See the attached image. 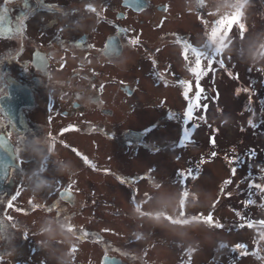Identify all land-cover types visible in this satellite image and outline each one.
Returning a JSON list of instances; mask_svg holds the SVG:
<instances>
[{
    "label": "flooded vegetation",
    "instance_id": "1",
    "mask_svg": "<svg viewBox=\"0 0 264 264\" xmlns=\"http://www.w3.org/2000/svg\"><path fill=\"white\" fill-rule=\"evenodd\" d=\"M217 1L28 0L31 7L25 9L24 0L7 5L0 0V131L16 153L0 196V264H84L67 253L72 243L97 249L100 264L105 257L113 258V264L148 263L147 254L130 261L116 237L92 224L97 213L92 203L98 198L91 180L102 185V199L104 187L110 194L112 185L135 195L134 182L157 189L155 169L151 176L144 173L149 166L130 168L125 157L112 154L114 161L99 154L97 162L94 142L103 146L106 138L116 136L124 155L126 140L138 136L124 134L123 118L144 90L149 92L145 106L154 109L166 103L155 88L177 85L184 97L199 96L206 76L192 73L184 79L168 68L170 63L159 72L156 66L166 58L177 61L184 51L208 48L211 28L222 26L212 25L209 17ZM41 180L48 183L37 189ZM49 224L64 241L50 237Z\"/></svg>",
    "mask_w": 264,
    "mask_h": 264
},
{
    "label": "rangeland",
    "instance_id": "2",
    "mask_svg": "<svg viewBox=\"0 0 264 264\" xmlns=\"http://www.w3.org/2000/svg\"><path fill=\"white\" fill-rule=\"evenodd\" d=\"M217 2L210 5L212 25L226 13L233 23L226 24L208 56H202L210 74L199 96H191L198 101L197 112L192 107L191 116L186 115L190 102L176 84L174 89H153L166 102L155 109L145 106L149 92L144 90L137 106H131L123 118L124 134L138 136L126 140L129 147L124 155L113 140L116 136L105 139L104 149L94 142L97 162L99 154L111 156L110 161L118 155L126 158L130 168L149 166L144 173L155 169L157 189L134 182L135 195L112 185L110 194L114 190L115 195L104 187L102 199L98 193L102 185L91 180L98 198L92 203L97 206L92 224L116 237L118 248L128 252L125 257H131L130 261L147 254V264H264V59L252 58L253 53L264 57V0ZM215 5L221 13H216ZM181 56L177 61L165 57L167 61L156 66V72L163 63H170L168 68L184 79L192 77L186 64L195 65L197 57ZM154 124L157 127L148 128ZM184 126L188 127L182 130ZM135 141L140 143L133 147ZM180 173L187 176L184 182ZM50 237L57 243L65 240L53 227ZM66 250L84 264L99 260L97 249L87 245L72 243Z\"/></svg>",
    "mask_w": 264,
    "mask_h": 264
},
{
    "label": "snow or ice",
    "instance_id": "3",
    "mask_svg": "<svg viewBox=\"0 0 264 264\" xmlns=\"http://www.w3.org/2000/svg\"><path fill=\"white\" fill-rule=\"evenodd\" d=\"M9 2H10V0H4V4H5V5H7ZM36 3H37V4H40V3H42V0H36ZM22 7L25 8V9H28V8L31 7V5L28 3V0H24V3H23V5H22ZM87 8H88L90 11H93V12L96 11V9L93 8L90 4L87 5ZM4 11H7V9H4ZM34 11H35V9H33V12H34ZM2 18H3V17H0V19H2ZM21 23H22V24H25V27H26V21H25L24 19H21ZM221 23H223V24H225V25L227 24V25L230 26L233 22H232L231 20H227V21H223V20H221V21H216V25H219V24H221ZM215 30H216V26H214V28H213V32H215ZM241 33H243V29H241ZM136 43H138L137 40H132V41H131V44H133V45H135ZM195 55L197 56V59H196V67L192 69V71H193L194 73L197 72V70L199 69L198 66H199V63H200V57H201V54H200V53H195ZM209 62L211 63V60H210ZM221 65L223 66V62H222V61H221ZM237 78H238V77H237ZM185 95H187V93H185ZM191 113H192V107H191V105H190L189 108H188V111H187L186 115L190 117V116H191ZM186 136H187V133H185V137H186ZM22 138H23V137H20V139H22ZM2 143H3V139L0 138V144H2ZM16 151H17V154L20 153V151H19L18 148L16 149ZM73 151H75V149H74ZM77 154L79 155V153H77ZM252 154L254 155V151H253ZM213 155H215V153H213ZM233 172H235V169H233ZM180 175L182 176V180H181V181L184 182V180L187 179V176H186L185 174H183V173H180ZM188 175H191V170H189ZM193 179H195L194 176H193ZM121 182H123V180H122ZM226 183H227V182H226ZM17 195H19L18 192H17ZM12 199H13V200L16 199V196H13ZM48 211H51V209H48ZM57 219H60L59 214L57 215ZM208 222H209L210 224L212 223L211 215H209V217H208ZM217 226L219 227V225H217ZM26 235H27V234H25V236H26ZM221 247H225V246H224V245H221ZM245 247H246L245 245H244V246H237V248H245Z\"/></svg>",
    "mask_w": 264,
    "mask_h": 264
},
{
    "label": "water",
    "instance_id": "4",
    "mask_svg": "<svg viewBox=\"0 0 264 264\" xmlns=\"http://www.w3.org/2000/svg\"><path fill=\"white\" fill-rule=\"evenodd\" d=\"M0 138L3 139V143L0 144V194L4 190L3 181L7 178L9 168L14 164L15 152L13 150V144L8 140L6 135L0 131ZM104 264H113L108 259Z\"/></svg>",
    "mask_w": 264,
    "mask_h": 264
},
{
    "label": "clouds",
    "instance_id": "5",
    "mask_svg": "<svg viewBox=\"0 0 264 264\" xmlns=\"http://www.w3.org/2000/svg\"><path fill=\"white\" fill-rule=\"evenodd\" d=\"M252 58H253L254 60H255V59H264V57H259V56H258V53H253V57H252ZM62 171H63V169H62ZM47 183H48V182H47L46 180H41V181L37 184V189L46 186ZM44 231H49V230L45 229Z\"/></svg>",
    "mask_w": 264,
    "mask_h": 264
}]
</instances>
